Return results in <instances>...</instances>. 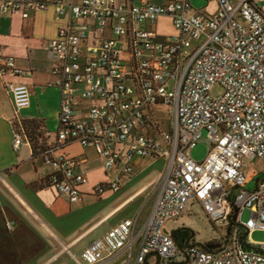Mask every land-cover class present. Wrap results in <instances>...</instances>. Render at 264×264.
Masks as SVG:
<instances>
[{"label":"built area","instance_id":"obj_1","mask_svg":"<svg viewBox=\"0 0 264 264\" xmlns=\"http://www.w3.org/2000/svg\"><path fill=\"white\" fill-rule=\"evenodd\" d=\"M207 1L188 15L189 0H0V15L28 18L53 7L57 16L80 21L61 27L49 44L60 89L58 145L39 156L53 169L50 187L72 202L83 200L90 181L79 167L87 157L55 154L72 143L93 148L106 171L123 157L165 162L146 220L139 225L127 218L111 227L82 251V264L132 255L136 244L130 264H147L152 255L158 264H264V242L251 238L264 231V180L250 176L245 164L247 157L264 162V0ZM161 20L172 33L158 30ZM22 74L0 45V75ZM216 85L224 92L214 97ZM8 88L13 147L19 149L30 144L19 113L30 106L31 92L24 83ZM160 105L169 108L167 120L158 118ZM204 131L208 153L195 161L191 150ZM126 172L133 174L134 166ZM122 184V177L100 183L92 194L118 192ZM194 202L225 233L212 240L219 246L194 242L180 253L165 224ZM14 225L6 223L9 230Z\"/></svg>","mask_w":264,"mask_h":264},{"label":"crops","instance_id":"obj_2","mask_svg":"<svg viewBox=\"0 0 264 264\" xmlns=\"http://www.w3.org/2000/svg\"><path fill=\"white\" fill-rule=\"evenodd\" d=\"M69 23L77 26L80 21L70 15L57 16L53 7L28 18L0 15V45L23 71L15 77L0 75V264H82V251L111 227L127 218H137L139 225L146 220L151 207L145 211V200L155 192L164 169L163 159L127 161L123 157L115 169L106 171L104 160L93 148L78 143L60 147L56 155L87 157L79 170L90 183L83 189V200L72 202L48 185L53 169L39 156L42 151L34 152L31 143L14 149L10 83H24L30 89L31 104L20 110L19 118L28 130H34L38 144L58 145L60 89L52 73L56 62L49 44ZM159 162L162 169L152 170ZM129 164L134 166L133 174L126 172ZM119 177L123 184L118 192L92 194L93 186ZM8 221L15 222L12 230L6 226ZM138 246L132 255L123 251L102 264H130ZM147 264H158V260L148 256Z\"/></svg>","mask_w":264,"mask_h":264},{"label":"rangeland","instance_id":"obj_3","mask_svg":"<svg viewBox=\"0 0 264 264\" xmlns=\"http://www.w3.org/2000/svg\"><path fill=\"white\" fill-rule=\"evenodd\" d=\"M190 4L193 8V10H190L188 12V15H192L194 13V10L202 9L203 7L207 6L208 1L207 0H189ZM263 4H260L262 6ZM210 10H214V5L209 6ZM158 30L161 33L170 34L172 33V29L169 25L168 20H161L160 24L158 25ZM171 89H174V81L170 82ZM223 88L220 85L214 86L211 94L214 97H217L221 94H223ZM156 112L158 115V118L161 120H167L168 119V106L167 105H160L155 107ZM32 134V133H30ZM31 137L34 139L35 142H33L37 147L38 151H44L47 148H42L44 146L43 144L39 145L36 142L35 135L32 134ZM209 145L207 143V133L204 131L202 135V140L191 150V156L195 161H202L207 153H208ZM245 164H246V171L251 176L253 173H256V178H259L261 180H264V162L261 160L251 159L249 157L245 158ZM163 163L159 162L157 165L152 167V170H159L162 169ZM255 187V182L250 181L248 184V188L253 189ZM147 191L143 193L140 196L141 200H144L146 198ZM154 198V193H152L149 197L145 200L146 209L151 207L152 201ZM250 217V211L248 209H245L242 215L243 220H247ZM185 227L191 231L194 232V235L192 236V239L198 243H207L212 240H218L221 238V236L224 235L225 230L223 227L219 226L218 224L212 223L211 219L208 217L205 210L202 208V206L198 202L191 203L185 210L182 216H180L177 220H169L165 224V230L166 231H175L179 228ZM251 238L253 241L257 243L264 242V231L256 230L252 233Z\"/></svg>","mask_w":264,"mask_h":264},{"label":"trees","instance_id":"obj_4","mask_svg":"<svg viewBox=\"0 0 264 264\" xmlns=\"http://www.w3.org/2000/svg\"><path fill=\"white\" fill-rule=\"evenodd\" d=\"M22 125H23V128H24V130H25V132H26V135H27V137H28V139H29V141H30V143H31V146H32L34 152H37V147H36V145L33 143V142H35V141H34V139L31 137L32 134H35L34 130H28L27 127L25 126V124H24L23 121H22ZM27 126H28V125H27ZM28 128H29V127H28ZM32 128H33V127H32ZM29 129H30V128H29ZM30 133H32V134H30ZM35 138H36V137H35ZM35 140H36V142H37V138H36ZM37 144H38V142H37ZM43 145H44V146H42V148H40V149L43 150V148H48V146H46V144L43 143ZM231 229H233V228H232V225H230L229 228L227 229V233H228V234L230 233ZM242 230H243V229H242ZM242 230L240 231V239H241V243H244V241H245V237H246V232H244V231H242ZM172 234H173L174 238H175L176 241H177V244H178V247H179V251H180V253H183V252H184V249H185V247H186L187 245H189L190 243H191V244H192V243L194 244V242H195V241L192 239V236L194 235V232L191 231V230H189V229H187V228H185V227H182V228H179V229L173 231ZM202 245H203L204 247L207 248L208 246H212V247L219 246L220 243H219V241H209V242L204 243V244H202ZM221 245H222V244H221Z\"/></svg>","mask_w":264,"mask_h":264}]
</instances>
